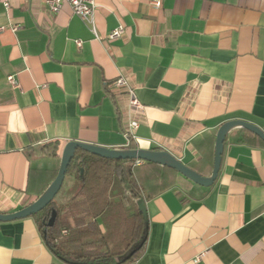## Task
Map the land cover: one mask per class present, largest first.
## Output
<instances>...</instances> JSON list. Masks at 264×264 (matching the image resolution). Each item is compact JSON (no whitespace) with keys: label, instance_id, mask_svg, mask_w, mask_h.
Segmentation results:
<instances>
[{"label":"crops","instance_id":"crops-1","mask_svg":"<svg viewBox=\"0 0 264 264\" xmlns=\"http://www.w3.org/2000/svg\"><path fill=\"white\" fill-rule=\"evenodd\" d=\"M153 1L95 0L93 32L68 4L54 15L41 0H0V213L55 180L53 160L31 166L43 144L58 142L60 157L73 141L164 150L209 177L222 124L264 131V0ZM120 26L126 35L109 40ZM121 74L144 106L134 140L125 94L108 87ZM245 134H228L212 186L144 197L147 243L129 264H264V147L239 142ZM0 264L66 263L32 216L0 222Z\"/></svg>","mask_w":264,"mask_h":264},{"label":"trees","instance_id":"trees-1","mask_svg":"<svg viewBox=\"0 0 264 264\" xmlns=\"http://www.w3.org/2000/svg\"><path fill=\"white\" fill-rule=\"evenodd\" d=\"M244 131L239 142L264 147L261 139ZM125 149L137 148L131 144ZM58 150V142L30 149L31 166L37 161L35 156L53 160L57 164L55 179L61 163ZM67 176L74 178V186L67 191L63 184L54 200L33 215L48 247L66 264L137 261L145 251L148 233L140 200L151 199L176 185L193 184L160 164L143 162L138 166L136 160L105 159L81 149L76 151ZM54 211L56 220L49 227Z\"/></svg>","mask_w":264,"mask_h":264},{"label":"water","instance_id":"water-1","mask_svg":"<svg viewBox=\"0 0 264 264\" xmlns=\"http://www.w3.org/2000/svg\"><path fill=\"white\" fill-rule=\"evenodd\" d=\"M237 128L250 132L251 134L257 136L264 142V131L260 127L244 120H230L228 122H225L220 126L216 135L214 167L212 174L209 177H205L197 173L195 170L188 167L186 164H184L181 160L177 159L168 151L146 150L141 148L111 149L103 146H97L94 144H85L75 141L69 142L62 152L61 163L57 177L50 184L47 190L33 203L16 212L8 214L0 213V222H9L14 220L25 219L28 217H32L33 215L44 210L54 200L59 191L62 189L69 166L78 149L84 150L95 156L105 159L136 160L141 162L160 164L162 166H166L168 168L176 170L179 174H181L194 184H197L201 187H210L215 183L220 172L223 154L225 150L226 138L232 130ZM139 207L140 210L143 211L148 225L146 203L144 199L140 200ZM56 216V211H54L48 224L49 227H52L54 225ZM132 255L133 254H130L127 259H129Z\"/></svg>","mask_w":264,"mask_h":264},{"label":"built area","instance_id":"built-area-1","mask_svg":"<svg viewBox=\"0 0 264 264\" xmlns=\"http://www.w3.org/2000/svg\"><path fill=\"white\" fill-rule=\"evenodd\" d=\"M29 2L30 0H25ZM49 9V11L56 15L59 14L64 6V4L70 5L73 13L90 25H92V31L94 32L93 26V17L96 10L95 0H41ZM163 0H154L153 4L160 8L162 6ZM8 7V4H6ZM126 35V28L120 26L117 29L113 30L109 35V40H118L122 39ZM98 37V36H97ZM77 46L81 48L82 41H76ZM8 81L14 86L17 87V83L13 76L8 77ZM108 87L118 93H124L126 98V108H127V121H126V136L129 139H136L135 132L139 126V116L144 111L143 104L139 101L136 93L135 87L132 85L130 79L125 75L121 74L114 81L108 84ZM141 161H136V165H141ZM66 233V232H64Z\"/></svg>","mask_w":264,"mask_h":264}]
</instances>
